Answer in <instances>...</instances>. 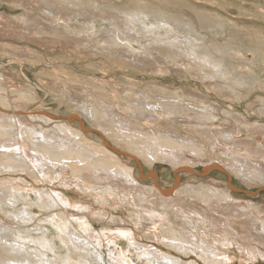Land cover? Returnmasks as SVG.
I'll use <instances>...</instances> for the list:
<instances>
[{
	"label": "bare ground",
	"instance_id": "bare-ground-1",
	"mask_svg": "<svg viewBox=\"0 0 264 264\" xmlns=\"http://www.w3.org/2000/svg\"><path fill=\"white\" fill-rule=\"evenodd\" d=\"M0 2L16 10L11 15L0 12V36L9 34L18 40L0 41V264H113L100 250L104 238L87 225L93 227L88 213L82 212L87 207L82 201L72 198L69 203L61 197L65 192H54V186L45 182L23 187L15 181L14 173L19 171L42 182L41 176L58 182L64 177V183L75 181L99 201L125 203L126 217L146 237L168 238L170 248L186 255L200 249L207 262L230 264L223 256L234 260L228 249L234 242L246 245L253 256L264 255V205L231 192L241 191L231 182L232 174L249 185L264 184V143L258 139L255 145V137L248 141L249 136H264V119L251 121L226 110L236 125L228 126V119L218 124L222 113L217 106L208 100H202L201 106L191 102L153 74L173 67L170 63L178 64V69L205 80L215 92L229 90L239 97L243 94L239 88L253 82L239 78L225 56L239 57L244 64L255 61L245 52L264 58V35H260L264 0H129L121 5L110 0ZM257 22L260 25L253 29L240 27ZM210 31L215 35L229 31L226 35L232 37L223 43L206 40ZM239 31L249 37V45L236 44L243 40L235 38ZM252 33L257 34L254 39ZM7 59L10 65L4 67ZM53 97L55 101L48 102ZM34 103L50 109L24 114ZM52 103L78 109L101 130L83 122L74 124L80 119L75 113L60 117ZM256 109L264 114V100ZM42 120L44 124L39 123ZM243 128L250 132L244 134ZM197 130L209 137L192 133ZM210 156L218 163L209 162ZM142 162L149 167L171 164L175 181L160 185L159 173L146 174ZM198 164L203 165L201 171L195 169ZM210 172L215 178H202ZM218 174L222 179L216 178ZM224 175L229 177L227 183ZM185 179L188 183L182 186ZM20 201L25 203L17 207ZM34 206L43 209V218H37ZM98 209L95 206L93 212ZM102 213L98 211L97 217ZM78 218L86 223L77 224ZM31 223L32 231L41 236L18 234V228ZM116 227L135 247L139 245L140 255L151 264L168 261L166 254L171 253L141 243L137 238L141 232L129 225ZM214 229L217 236L209 235ZM102 232L107 244L116 240ZM72 247L81 249L80 259L72 254ZM111 252L112 261L139 264L123 250ZM177 256L181 264H196Z\"/></svg>",
	"mask_w": 264,
	"mask_h": 264
},
{
	"label": "rangeland",
	"instance_id": "rangeland-1",
	"mask_svg": "<svg viewBox=\"0 0 264 264\" xmlns=\"http://www.w3.org/2000/svg\"><path fill=\"white\" fill-rule=\"evenodd\" d=\"M8 1H10V0H4V2H8ZM127 1L129 2V0H110V2H113L116 5L128 3ZM0 6H1L0 12L4 13L6 15H11V14L16 13V10H13L12 8H10V6L7 5L6 3L2 4L0 2ZM183 12L187 13V14L190 13V11L188 9L183 10ZM259 25H260V22L247 23V24H241L240 27H241V29H243L245 27L249 28V29H253ZM228 32L229 31L221 32L220 35H215L212 33V31H210L208 37H206L205 39L206 40L215 39L217 42L223 43V42H225V40H228L232 37V36L228 37L226 35ZM256 35L257 34L252 33L251 34V36L253 37L252 39H254ZM260 35H264V31L261 32ZM236 37H237V39H243L242 41H236L237 42L236 44L238 46L243 45V44L249 45V37L247 35L243 34V32L239 31V35L235 36V38ZM0 41H8V42H13V43L18 42V40L14 39L9 34L1 35ZM244 54L247 55L250 59L254 58L255 59L254 63L251 64V61L245 60V64H246L245 65L244 60L239 58V57H236V56L227 57V56H225L227 58L228 64H230L231 66H233L235 68L236 74L238 75L239 78H241V77H243L244 79L250 78L251 81L253 82L251 86L245 85V86H242L239 88L238 91L240 93H243L239 97H235V95L233 93H230L229 90H223V91L215 92L212 89V86H210L211 87L210 88L209 86L206 85V83L204 82L205 80H199L198 78L191 76L187 72H184V71L178 69L177 68V66H179L178 64L170 63V65L173 67H170L169 69L167 68V70L165 72H157V73L152 72V73L157 78V80L160 81L159 83H162V85L164 84L166 86L167 85L171 86L173 91H176L182 95H185L186 97H189L191 102L197 103L200 106H201L202 100H208L209 102L213 103L215 106H217L219 108V112L222 113V114H220L221 118L219 119V121H217V123L218 124L219 123H222V124L226 123L228 126H235L236 124L234 121H232V119H234V120H236V119L234 117H232L231 115L227 114L226 110L241 113L245 119H248L251 121H253L257 117L264 119V114H259L258 109H256L258 104L262 100H264V58L258 57V56L256 57V56L252 55V53H250V52H245ZM9 62H10L9 59L3 61L4 67L9 66L10 65ZM239 69H240V71H239ZM242 69H243V71H242ZM118 73L119 72H115L114 76L118 75ZM34 76L35 75L32 74V78L35 80ZM21 77L23 79L25 78L24 75ZM195 79H196V81H195ZM25 84H28V82ZM159 85H161V84H159ZM194 96H196V98H192ZM54 98L55 97L51 98L50 100H48V102L55 101ZM52 104H54V103H52ZM202 105H205V104L202 103ZM32 106H33L32 108L26 109V111H24V114H26V112H32L35 110H49L50 109V108H46V105L42 106L41 104L39 105L38 103H34ZM72 109H74V108L66 109L65 106H61V107L58 106L57 107L56 104L53 105V110L57 111L58 115L60 117H62V114L63 115H69L70 113H75L80 119L79 120L78 119L73 120L74 124H77L78 126H80V123L83 122V124L90 129H94V128L97 129L98 128L99 130H101L100 127H96V126L94 127V125H92L89 121H87L86 118L79 111H77L78 109H76V108L74 110H72ZM220 109H221V111H220ZM217 112H218V110H217ZM29 117L31 118V116H28V118ZM225 119H228L229 123H227V122L224 123ZM57 121H60V119H57ZM39 123L44 124L43 120L39 121ZM186 128L190 129V126L189 127L187 126ZM243 130L246 131L244 134H248V132H250L245 128H243ZM192 133L209 137L208 134H205V133L202 134L199 130H197V132H192ZM105 137L107 138V140L110 142L111 145L117 147V145L113 142V140L109 136H105ZM243 137H247V136H243ZM251 137H255L254 142H253L255 145H256L258 139H261L262 142L264 143V139H263L264 136H249L248 141H250V142L253 141L251 139ZM245 140H246V138H245ZM206 142L208 143L209 140H206ZM201 145H205V143L202 142ZM120 150H122V149H120ZM209 150L213 151V148L209 146ZM213 161L218 163V159H214L212 156H210L209 162H213ZM131 164H133L137 169V165L135 163H131ZM142 164L145 167L146 174L152 170H156L159 173V184L160 185L167 186L170 183H173L175 181V175H174V177L172 176L174 167L171 164L161 162V163H156V167H149V166L145 165L143 162H142ZM221 165L225 169L231 170L230 167L227 166L228 164H221ZM202 168H203V165L198 164L195 169L198 171H201ZM141 172L142 171L139 170V172H138L139 176L141 175L140 174ZM212 173L213 172H210V173H208V175H206L205 177H202V178H208V176H209V179L215 178V176H213ZM8 174H9V172L4 173V175H8ZM11 175H13V174H11ZM14 175L17 176L15 181H18L19 183H21L23 187H26V186L31 187L32 186L31 183L35 184L36 186H39L45 182L50 186V188H52V186H54L53 187L54 192H57V191L58 192H62V191L65 192V193H63V195H61V197L66 198L67 201H70L69 203L74 202V201H72V198L75 199L76 201H82V204H85L87 206L86 208H84V210H82V212L88 213L87 214L88 218L93 223V227L89 223H87V225L89 226L90 229L95 228L94 230H96V232L99 233L102 236V238H104L105 244H104V247L100 250L105 252L107 257L109 258L110 263L120 264L118 261H116V262L114 260L112 261V258L114 259V257L110 256L112 253L111 252L112 250H115V252L116 251L118 252L120 249V250H123L125 252V254H127L129 259H131V260L134 259L133 261L136 263L140 264L142 262L144 264H151V262L147 261L149 258L146 259V257L140 255L139 250H141V249L139 248V245H138V247L137 246L135 247V245L129 241L130 240L129 237L123 236V234L116 227V226H121V225H129V226L133 227L135 230H137L138 232H141V230H142V228L140 226H138L136 223H133V221H131L129 218L126 217V216H128V213H127V211H125V207H126L125 203L123 204L122 202H120V206H114L113 204H109V203L99 201L97 199V197L93 195L94 194L93 191H85L75 181H68L67 184L64 183L63 180H66V178H64V177H63V180L58 182L57 181V180H59L58 178H53L51 176L50 177L49 176H46V177L41 176L43 178V182H42V181H39V178L31 176L24 171H19V173H14ZM18 175L24 176L29 181L21 179L20 177H18ZM222 177L223 176L221 174L216 175L217 179H222ZM224 177H225V183H227L226 180L229 177L226 175H224ZM45 179H46V181H45ZM143 180H149V181L154 182V180L151 178H144ZM182 182H183L182 186H185L188 183L186 179L183 180ZM231 182L233 183L234 186L241 189V191H234V192L231 190L232 193L238 194L241 199H243L245 196L246 197L248 196V198L254 199L255 201L259 202L261 205H264V184L258 183L255 185H249L248 183H244L243 180L240 179L239 176L236 177L234 174H232ZM73 183H75V184L73 185ZM224 186H225V184H224ZM24 190H25V188L22 191H24ZM244 191L247 194H245ZM34 192H35V189H33V190L31 189V193H34ZM65 195H67V196H65ZM69 195H71L72 197ZM24 203L25 202L20 201L19 204L17 205V207H22L24 205ZM95 206L100 207V209L103 208L104 212L102 213V211H100V209L93 212V208ZM33 210H34L35 214L37 215V218H43L46 214L43 211V209L39 208L38 206H34ZM98 211L103 214L102 217H100V218L97 217ZM231 219L234 221L238 220L235 217H232ZM75 221L78 222L77 224H81V225L86 223V221L83 220L82 218H78ZM240 221H245V220L242 219ZM33 223L28 224V225H22L21 228H18V234L27 235L29 232H31V234H29L31 236H35V237L41 236L42 233L32 231L34 229V227L32 226ZM36 223L39 224L38 221ZM241 225L246 226L245 224H241ZM108 226H110V227H108ZM19 229H25L26 231L23 230L21 232ZM103 230L105 232H107V234L109 236H115L116 240H113V241L109 240V244H107L106 241L108 240V237H107V235H105L102 232ZM24 232H26V233H24ZM51 232H53V231L51 230ZM217 234H218L217 229H214L213 233L212 232L209 233V235H215V236H217ZM146 235L147 234L142 233V235L137 236V238H138V240H140L141 243L147 242L149 244V246L151 247V249H157V247H159V248H163V249H165L171 253V254H166L169 257L168 261L166 263H161V264H181L180 261H182V259H178L177 255H180L184 259L186 257L188 259V260H186L188 263L191 262V263H196V264H199V263L200 264H218L215 262L211 263V262H207L206 260H204L203 256H205V254L202 253V251L200 249H196L195 252L190 251L186 255L182 251H178L177 249L170 248L169 245L171 244L172 240H169L168 238L166 239L164 237H160V238H158V237H146ZM122 240H124V241H122ZM114 243H116V245ZM243 243H249V242L245 240V241H243ZM33 244H35V243H33ZM151 244H154V245H151ZM219 244H222V242ZM116 248H118V249H116ZM262 248L264 249V247H262ZM228 249L232 251L231 254L234 256V260H232V261L229 260L228 254H226L225 256H223V259L227 263H230V264H264V255L256 253L253 256L249 252L246 245L241 247V245L234 242L233 244H230L228 246ZM71 251H73L72 254L75 257L79 256L78 258L79 259L81 258L80 254L77 255L78 253H81V249H76V248L72 247ZM170 258H175V261L172 260V261H174V263H172ZM186 261H184V262H186Z\"/></svg>",
	"mask_w": 264,
	"mask_h": 264
}]
</instances>
